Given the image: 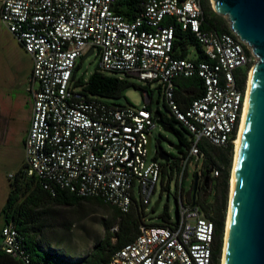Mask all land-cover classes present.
I'll return each mask as SVG.
<instances>
[{
  "label": "built area",
  "instance_id": "2783aa9c",
  "mask_svg": "<svg viewBox=\"0 0 264 264\" xmlns=\"http://www.w3.org/2000/svg\"><path fill=\"white\" fill-rule=\"evenodd\" d=\"M117 2L0 0L1 24L32 62L22 176L51 195L67 190L79 198L100 199L122 214L134 199L148 212L161 163H167L150 149L157 123L155 111L148 109L152 98L143 93L146 105L140 108L110 103L84 91L78 80L85 73L78 72L93 56L100 73L155 84L171 116L188 132L189 146L180 157L177 181H172L179 220L175 223L171 216L167 227L140 226L137 237L107 263L93 264H212L213 223L190 204L181 184L188 166L204 158L201 143L233 145L246 97V81L237 87L235 73L247 76L256 58L232 31L203 29L202 0H143L134 18L118 14ZM173 24L194 35L201 59L174 56ZM192 76L202 80L204 93L180 110L175 81ZM211 175L218 171L211 169ZM0 237V250L12 259L48 264L32 259L12 224L1 228Z\"/></svg>",
  "mask_w": 264,
  "mask_h": 264
},
{
  "label": "trees",
  "instance_id": "16d2710c",
  "mask_svg": "<svg viewBox=\"0 0 264 264\" xmlns=\"http://www.w3.org/2000/svg\"><path fill=\"white\" fill-rule=\"evenodd\" d=\"M143 0H118L115 11L127 18H134L142 11L141 3ZM202 12L204 16L203 29L213 31L217 34L230 32L229 26L225 19L218 16L208 6L207 0L202 1ZM174 41L173 51L174 56L183 59L189 57V49L196 50L197 57L202 58L199 45L196 43L194 35L190 32L182 31V29L173 24ZM237 87L243 88L246 81V74L235 73ZM83 78L78 80V84H83L87 93L93 96L100 97L105 100L118 101L125 99L124 93L129 89L140 90L147 93L149 97L152 91L145 90L144 87L131 82L128 78L119 79L115 76L107 75L94 71L83 82ZM148 86V85H147ZM149 87V86H148ZM157 90L158 97L160 94ZM204 86L202 80L198 76L179 77L175 81V101L180 110L186 107L195 99L202 96ZM158 104V102H157ZM162 106L167 112V115L161 113L158 108L155 109V120L164 129L169 131L175 137L173 143L174 154H166L167 163H161L160 186L162 192L170 194V185L172 180L177 181V176L180 171V157L185 154L188 149V132L186 129L171 116L166 104L162 102ZM151 108V104L148 109ZM200 150L205 156L203 162L204 170L203 181L196 187V192L193 198L194 179L190 187V191H184V179L181 184V191L186 194L190 204L199 208L203 216L211 221L214 226L213 244H212V264H219L222 249V238L225 230V212L227 205L229 170L233 145L229 144L226 148H216L203 142L200 145ZM211 169L218 171V176L212 177ZM199 178V177H198ZM214 180L215 185L212 191L211 201L204 199V193L207 191L208 181ZM10 192L6 199V203L2 209L4 225L12 224L21 237L25 249L29 252L33 260L45 262L48 264H93L107 263L112 254L132 242L140 233V226L145 227H167L171 225V215L167 206H164L162 212L158 216H151L152 211L147 213L146 206L137 203L132 199L133 204L128 213L122 214L117 210L104 204L100 199L96 198H79L74 193L67 190H56L54 195L42 189L39 183L34 179H26L22 176V167L14 174V178L9 180ZM95 201L100 205H104L113 210V223L103 224L104 237L91 251L88 257L80 263H73L65 259L62 255L52 251H42L38 245L37 236L29 231V222L31 221V212L34 209L44 207L48 204L58 207H76L83 202ZM151 216L152 224H146L145 218ZM117 222L116 232H111L110 229ZM115 242L112 243V240ZM68 263H64V262ZM0 264H21L4 254L0 250Z\"/></svg>",
  "mask_w": 264,
  "mask_h": 264
},
{
  "label": "rangeland",
  "instance_id": "374dc122",
  "mask_svg": "<svg viewBox=\"0 0 264 264\" xmlns=\"http://www.w3.org/2000/svg\"><path fill=\"white\" fill-rule=\"evenodd\" d=\"M207 3L209 8L213 10L210 0H207ZM189 57H197L194 48L189 49ZM97 65L98 61L96 58L93 56L87 58L82 63L78 76L85 73L83 78L88 79L95 71ZM31 67L30 58L0 22V232L2 226H4L2 209L10 192V182L7 176L16 174L23 165L24 141L28 131L31 111V101L26 92L28 86L27 78ZM249 70H251V67ZM128 79L144 87L145 90L152 91L151 109L155 111L158 108L161 113L168 115L162 106L161 98L158 97L155 84H151L148 87L146 84L138 83L133 76ZM124 97L126 100H118L116 104L121 106L131 104L137 108L146 105L143 92L140 90L129 89L124 93ZM110 103H112V100H110ZM158 141L161 142V147L166 154L176 155L172 145L176 141L174 135L164 129L159 123H156L155 128L151 130L150 149L152 155ZM233 157L234 146L229 170L225 224L228 213ZM204 161L205 156L199 164H190L188 166L183 184L185 193L190 191L192 180L196 175L199 177V182L203 181ZM172 183L168 200L166 199L167 192H162L160 183L157 184L147 212H151L158 203L156 212L151 215L152 217L158 216L164 206L168 207L171 216L174 217V199L171 196L173 193ZM214 185V180L208 181L207 191L203 196L204 199L211 201ZM31 213V221L28 227L29 231L37 236L40 249L45 252H57L73 263H80L88 257L104 237L103 224L113 223L114 215L111 208L100 205L95 201L83 202L76 207H58L48 204L34 209ZM151 216L145 218L146 224L154 222L150 220ZM115 230H117V222L110 229L113 233L116 232ZM223 233H225V230ZM224 237L222 238V249ZM114 242L115 239L112 240V243ZM222 249L219 264H221L222 260ZM64 263L68 262L65 261Z\"/></svg>",
  "mask_w": 264,
  "mask_h": 264
},
{
  "label": "water",
  "instance_id": "95a60500",
  "mask_svg": "<svg viewBox=\"0 0 264 264\" xmlns=\"http://www.w3.org/2000/svg\"><path fill=\"white\" fill-rule=\"evenodd\" d=\"M210 2L214 13L225 19L230 31L249 46L256 58L236 162L224 264H264V0ZM90 55L91 51L86 57ZM156 152L160 161L167 162L160 141L156 144ZM197 181L196 175L193 198ZM174 220L175 223L179 220L175 201Z\"/></svg>",
  "mask_w": 264,
  "mask_h": 264
},
{
  "label": "bare ground",
  "instance_id": "6f19581e",
  "mask_svg": "<svg viewBox=\"0 0 264 264\" xmlns=\"http://www.w3.org/2000/svg\"><path fill=\"white\" fill-rule=\"evenodd\" d=\"M213 8V7H212ZM252 69L249 70L247 74V83H246V97L244 101V108H243V114L241 119V124L237 133V137L234 140L233 146H234V157H233V163H232V170H231V179H230V188H229V204H228V213H227V219L225 224V233H224V245L222 249V260L221 264L225 263V255H226V249L228 244V236H229V228H230V212H231V205L233 201V190H234V180H235V170H236V162L239 154L240 149V142H241V134L242 129L245 122L248 102H249V91H250V79H251Z\"/></svg>",
  "mask_w": 264,
  "mask_h": 264
},
{
  "label": "crops",
  "instance_id": "0c3cea01",
  "mask_svg": "<svg viewBox=\"0 0 264 264\" xmlns=\"http://www.w3.org/2000/svg\"><path fill=\"white\" fill-rule=\"evenodd\" d=\"M31 60V59H30ZM31 64H32V62H31ZM31 72V71H30ZM29 75H30V73H29ZM29 75H28V78H29ZM27 78V79H28ZM23 160H24V158H23ZM4 225V224H3ZM3 227V226H2ZM0 244H1V237H0Z\"/></svg>",
  "mask_w": 264,
  "mask_h": 264
},
{
  "label": "flooded vegetation",
  "instance_id": "af4514ba",
  "mask_svg": "<svg viewBox=\"0 0 264 264\" xmlns=\"http://www.w3.org/2000/svg\"><path fill=\"white\" fill-rule=\"evenodd\" d=\"M167 116H168V115H167ZM198 184H200L199 179H198V181H197V185H198ZM196 187H197V186H196ZM195 192H196V190H195ZM192 194H193V192H192Z\"/></svg>",
  "mask_w": 264,
  "mask_h": 264
}]
</instances>
